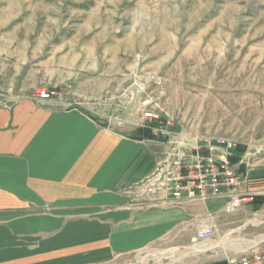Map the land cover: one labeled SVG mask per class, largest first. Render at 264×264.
<instances>
[{
  "label": "rangeland",
  "instance_id": "1",
  "mask_svg": "<svg viewBox=\"0 0 264 264\" xmlns=\"http://www.w3.org/2000/svg\"><path fill=\"white\" fill-rule=\"evenodd\" d=\"M40 88L132 137L162 128L167 151L175 139L237 142L248 201L214 220L213 249H179L174 264H228L264 239V176L248 190L264 169V0H0V94ZM182 152L191 161L192 147Z\"/></svg>",
  "mask_w": 264,
  "mask_h": 264
},
{
  "label": "crops",
  "instance_id": "2",
  "mask_svg": "<svg viewBox=\"0 0 264 264\" xmlns=\"http://www.w3.org/2000/svg\"><path fill=\"white\" fill-rule=\"evenodd\" d=\"M169 144L168 152L159 137H132L54 97L0 94V264H128L150 254L159 262L164 244L174 264L179 249H213L196 239L198 225H215L228 198L174 199L164 173L178 146ZM251 175L248 190L264 169Z\"/></svg>",
  "mask_w": 264,
  "mask_h": 264
},
{
  "label": "built area",
  "instance_id": "3",
  "mask_svg": "<svg viewBox=\"0 0 264 264\" xmlns=\"http://www.w3.org/2000/svg\"><path fill=\"white\" fill-rule=\"evenodd\" d=\"M57 95V92L48 88H40L36 97L49 99ZM153 133H168L162 128H153ZM190 143L173 141L178 147L170 157H178L168 164L165 169L166 188L174 199L181 200L185 196L190 199H200L205 202L212 198L227 197V212H235L241 208L248 199L243 198L239 191L243 178L238 174L240 164H234L232 158L236 156L237 142L226 137H216L202 140L199 137L192 138ZM190 145L194 151L191 161H187L182 152L183 145ZM174 161V160H173ZM215 233L214 225L208 222H200L197 229L198 241H208ZM143 264H148L143 260ZM149 264H163L161 261H150ZM228 264H264V239L250 246L245 255L239 259H230Z\"/></svg>",
  "mask_w": 264,
  "mask_h": 264
},
{
  "label": "trees",
  "instance_id": "4",
  "mask_svg": "<svg viewBox=\"0 0 264 264\" xmlns=\"http://www.w3.org/2000/svg\"><path fill=\"white\" fill-rule=\"evenodd\" d=\"M140 133L143 134V135H145V137H148L150 139L157 138V136L153 133L152 129L149 128V127L140 129ZM239 159L240 158L238 156H234L232 158V161L233 162H237V161H239ZM244 169H245V166L244 165H241V170L243 171ZM254 199H255L256 202H258L257 203L258 205H261V204L264 203V196H257Z\"/></svg>",
  "mask_w": 264,
  "mask_h": 264
},
{
  "label": "bare ground",
  "instance_id": "5",
  "mask_svg": "<svg viewBox=\"0 0 264 264\" xmlns=\"http://www.w3.org/2000/svg\"><path fill=\"white\" fill-rule=\"evenodd\" d=\"M229 243H231V241H230ZM197 245H198V244H197ZM197 245H196V246H197ZM191 246H192V245H191ZM211 247H212V246H211ZM188 248H190V247H188ZM191 249H192V248H191ZM202 249H203V247H202ZM171 250H172V249H171ZM199 250H200V248H199ZM172 251H173V250H172ZM187 251H189V250H187ZM193 251H195V249H194ZM161 253H162V252H161ZM188 253H189V252H188ZM186 254H187V253H185V256H186ZM163 255H164V253H163ZM176 256H177V255H176ZM178 256H179V255H178ZM159 257H160V256H159ZM163 257H164V256H163ZM183 257H184V256H183ZM161 258H162V257H161ZM177 260H178V259H177ZM172 261H173V260H172ZM178 261H179V260H178ZM171 263H172V262H171Z\"/></svg>",
  "mask_w": 264,
  "mask_h": 264
}]
</instances>
